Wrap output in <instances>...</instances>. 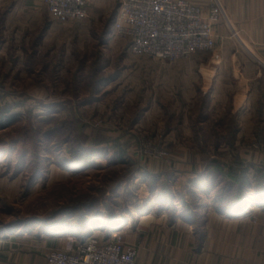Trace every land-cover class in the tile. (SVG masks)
Returning <instances> with one entry per match:
<instances>
[{
	"label": "rangeland",
	"instance_id": "374dc122",
	"mask_svg": "<svg viewBox=\"0 0 264 264\" xmlns=\"http://www.w3.org/2000/svg\"><path fill=\"white\" fill-rule=\"evenodd\" d=\"M92 2L103 5L108 14L60 22L53 46L39 57L9 54L0 59V122H10L0 125V237L34 235L54 240L58 245L54 249L69 250L91 236L106 242L118 234L139 255L124 230H131L135 218L147 211L146 192L140 187L146 181L141 178L136 186L134 182L141 166L178 164L181 158L235 163L240 156L232 149L214 153L220 139L169 136V129H179L177 120L199 118L200 108L189 115L173 114L171 107L145 114L147 96L156 91L142 90V77L152 80L165 65L188 60L169 64L132 59L128 41L105 34L120 3ZM217 25L214 50L201 54L220 47L252 53L240 41L223 43ZM186 125L188 132L199 134L192 122ZM224 141L230 145V140ZM241 146L264 153V138L244 140ZM193 148L197 151L184 158V149ZM81 154L85 157L79 159ZM80 162L83 168H76ZM171 179L166 177L157 193L164 188L172 192ZM152 202L155 212L164 207L158 195ZM198 204L189 198L190 209ZM166 206L164 221H170L174 208L184 205ZM110 215L119 216L118 221L110 223L106 219Z\"/></svg>",
	"mask_w": 264,
	"mask_h": 264
},
{
	"label": "crops",
	"instance_id": "0c3cea01",
	"mask_svg": "<svg viewBox=\"0 0 264 264\" xmlns=\"http://www.w3.org/2000/svg\"><path fill=\"white\" fill-rule=\"evenodd\" d=\"M193 1L206 8L216 4L221 11L218 37L223 43L240 41L252 53L220 47L212 54L196 53L186 62L165 65L152 80L143 76L141 89L156 91L147 96L150 102L145 114L171 107L173 114L189 115L200 108L199 118L177 120L180 130L172 127L169 136L175 140L220 139L214 153L232 149L240 157L235 163L181 158L178 164L149 162L141 166L134 182L136 186L141 178L146 181L140 187L146 192L143 207L147 211L135 218L133 228L124 230V235L139 250L138 261L143 264H264V197L255 191L257 179L264 177V153L241 146L244 140L264 138V0ZM44 2L0 0V59L9 54L39 57L53 46L60 22L49 17ZM89 5V17L108 14L99 3ZM117 14L105 33L109 38ZM128 55L135 58L130 52ZM187 122L196 125L199 134L188 132ZM224 140H230V145ZM192 151L197 148L184 149V158ZM166 177L172 180L169 196L157 193ZM243 178L250 187L247 205L233 210L228 206L224 212L225 203L238 201ZM157 195L164 207L171 201L188 203L190 197L199 204L191 211L185 205L176 207L173 218L164 221V207L157 212L152 207ZM52 241L34 235L0 237V264H47V251L58 246Z\"/></svg>",
	"mask_w": 264,
	"mask_h": 264
},
{
	"label": "built area",
	"instance_id": "2783aa9c",
	"mask_svg": "<svg viewBox=\"0 0 264 264\" xmlns=\"http://www.w3.org/2000/svg\"><path fill=\"white\" fill-rule=\"evenodd\" d=\"M92 0H45L53 21L81 22L88 17ZM120 8L111 37L126 40L136 57L162 63L189 60L194 54L211 52L216 46L215 26L221 17L220 8H208L190 0H115ZM47 264H143L138 251L127 247L119 236L103 242L96 236L86 239L77 248L53 249Z\"/></svg>",
	"mask_w": 264,
	"mask_h": 264
},
{
	"label": "trees",
	"instance_id": "16d2710c",
	"mask_svg": "<svg viewBox=\"0 0 264 264\" xmlns=\"http://www.w3.org/2000/svg\"><path fill=\"white\" fill-rule=\"evenodd\" d=\"M6 123H8L9 122V120H6L5 121ZM5 122H0V125L1 124H4ZM10 123V122H9ZM83 157H85V155L84 154H81L80 156H78V158L79 159H81V158H83ZM86 161H87V158H84ZM77 165L75 166L76 168H83V164L84 163H76ZM123 164H125V163H123ZM244 180V182L238 187V194H237V199H238V201L236 202H228V204L227 203H225V205H224V209H223V211L225 212L226 211V209L228 208V206H230L228 209H230V210H233L234 209V207L236 206V208L237 209H242L243 207H245L246 205H247V203H248V199H249V193H250V187H249V183L246 181L247 180V178L245 179V178H243ZM152 184H153V190H154V188L156 187V180L154 179V181L152 182ZM255 191H256V193H257V195L259 194H262L263 195V197H264V177L262 176V175H260L259 176V178L257 179V182H256V185H255ZM252 192V191H251ZM160 193H162L163 195H165V196H169L171 193H170V189H168V188H164L163 190H161V192ZM161 194V195H162ZM253 197H254V195H253ZM174 198V197H173ZM183 205H185V208L186 209H188L189 211H191L192 209H190L189 207H188V203L187 202H185V200H183ZM171 203H176V202H172L171 201ZM220 205V204H219ZM176 205H174V207H175ZM222 205H220V207H221ZM175 209V208H174ZM112 214H113V212H112ZM118 218H119V216H117V215H110V216H108L106 219L108 220V221H110V223L112 222H117L118 221Z\"/></svg>",
	"mask_w": 264,
	"mask_h": 264
},
{
	"label": "bare ground",
	"instance_id": "6f19581e",
	"mask_svg": "<svg viewBox=\"0 0 264 264\" xmlns=\"http://www.w3.org/2000/svg\"><path fill=\"white\" fill-rule=\"evenodd\" d=\"M118 236V234H114V237Z\"/></svg>",
	"mask_w": 264,
	"mask_h": 264
}]
</instances>
